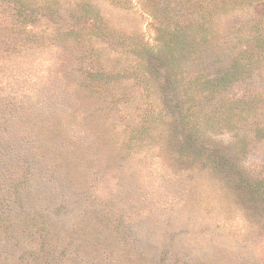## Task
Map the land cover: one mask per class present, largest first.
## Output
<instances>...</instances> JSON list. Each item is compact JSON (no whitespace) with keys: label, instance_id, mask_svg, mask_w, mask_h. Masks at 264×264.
I'll list each match as a JSON object with an SVG mask.
<instances>
[{"label":"rangeland","instance_id":"obj_1","mask_svg":"<svg viewBox=\"0 0 264 264\" xmlns=\"http://www.w3.org/2000/svg\"><path fill=\"white\" fill-rule=\"evenodd\" d=\"M0 38V264H264V0H0Z\"/></svg>","mask_w":264,"mask_h":264},{"label":"trees","instance_id":"obj_2","mask_svg":"<svg viewBox=\"0 0 264 264\" xmlns=\"http://www.w3.org/2000/svg\"><path fill=\"white\" fill-rule=\"evenodd\" d=\"M1 39V38H0ZM188 92V91H187Z\"/></svg>","mask_w":264,"mask_h":264}]
</instances>
